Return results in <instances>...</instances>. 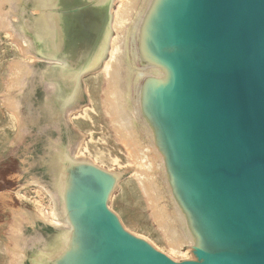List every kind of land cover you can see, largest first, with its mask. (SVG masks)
<instances>
[{
  "label": "water",
  "instance_id": "obj_1",
  "mask_svg": "<svg viewBox=\"0 0 264 264\" xmlns=\"http://www.w3.org/2000/svg\"><path fill=\"white\" fill-rule=\"evenodd\" d=\"M114 6L32 2L27 43L48 62L44 102L65 126L84 75L107 57ZM122 56L126 105L166 175L189 257L126 230L108 206L119 174L61 142L47 186L66 227L43 226L52 238L28 264H264V0H141Z\"/></svg>",
  "mask_w": 264,
  "mask_h": 264
},
{
  "label": "bare ground",
  "instance_id": "obj_2",
  "mask_svg": "<svg viewBox=\"0 0 264 264\" xmlns=\"http://www.w3.org/2000/svg\"><path fill=\"white\" fill-rule=\"evenodd\" d=\"M114 3L115 6L112 9L113 35L110 39L107 57L96 72L82 79L84 97L78 106L72 103L65 112L67 122L76 129L77 134V143L72 150H68V155L74 159H89L96 164L109 167L116 165L129 169L131 173L121 182L119 191L124 195V187L127 185L131 194L136 195L143 207L149 211L143 217L144 219L137 218V223L148 228V231L156 233L162 243V248L155 241L153 244L160 250H165L170 257L188 258V252L182 249L184 240L175 219L167 212L164 204H160V199L163 198L157 190L155 181L156 160L149 146L142 141L134 128V115L126 105L125 69L122 55L126 35L140 12L141 0H114ZM4 23L5 20L0 13V35L4 33V36L10 40L14 49L12 54L18 55L22 61H11L7 66L4 65L5 68L0 69V110L5 109L3 113L7 122L4 124H9L14 129L13 136L5 135L4 139L2 138L0 153L15 146L24 136L25 129L20 116L18 92L24 76L29 73V67L23 62L34 63L39 59L30 52L28 43L23 38L12 34ZM24 157L27 161V154ZM41 181L43 180L31 174L30 181L17 192L20 196L25 194V191L21 192L26 188L34 191L35 195L29 198L35 208V210H30L33 215V227L37 222H41L38 226L58 229L66 227L59 215L55 194L44 181ZM44 197L48 203L43 201ZM113 197L114 194L112 202ZM11 216L12 222L9 225L4 223L8 225L7 242L0 239L1 260H3L1 264H20L24 256L21 243L25 241L22 235V220L25 221V218L22 213L16 212H12Z\"/></svg>",
  "mask_w": 264,
  "mask_h": 264
},
{
  "label": "rangeland",
  "instance_id": "obj_3",
  "mask_svg": "<svg viewBox=\"0 0 264 264\" xmlns=\"http://www.w3.org/2000/svg\"><path fill=\"white\" fill-rule=\"evenodd\" d=\"M32 2L33 0H0V13L5 20L4 24L6 25V28L10 30L12 34L23 38L26 42H28L27 36L34 30L32 15L37 13V11L31 7ZM7 26H9V28ZM0 37V54H2L0 55V69H3L4 65L7 66L9 62H20L21 59L18 55L12 54L14 49L10 44V40L4 36V33H1ZM3 49L6 50L3 51ZM29 50L32 54H35L31 47H29ZM4 58L6 60H3ZM23 64L29 67V73L24 76L21 89L18 92L20 116L25 133L23 138L17 142L15 146L0 153V239L3 240V242H7V227L12 222L11 213H22L25 218V221L22 220V235L24 236L25 241L23 244L21 243V245L22 249L24 248L23 251L25 258H23V261L20 262V264H28L27 257H29L34 250H42L46 247V243L52 238V234H41L42 231L45 230V228L43 229V226H38V223L41 222H37L33 227V215L30 210H35V208L29 198L35 195L33 193L34 191L26 188L21 192L23 193L25 191V194L20 196L17 195V192L22 186L30 181L31 174L42 179L46 185H52L54 182V173L51 171L50 163L55 154V145L64 142L71 147L75 146L77 143V134L76 129L70 123L68 126H65L63 120L59 118V116H55L44 102L49 94V86H47L46 80L43 76V73L47 69L48 62L43 59H37L34 63L23 62ZM123 65L125 67V63H123ZM100 67L101 66L84 75L83 78L96 72ZM3 112H5V109L1 108L0 133L3 134H0V139L5 137V135L13 136L14 134V129L9 124H4L7 122V119ZM135 126L134 128L137 130L142 141L145 144H149V140L146 137V130H143L138 123ZM96 133V135H98V131H96ZM3 139L0 140V144L3 143ZM26 154L28 156L27 161L24 159ZM97 165L108 171L117 172L119 174L117 186L110 196L108 206L109 209L117 215L122 226L134 235L146 239L156 249L168 255L165 250H160L159 247H156L153 244L155 241L158 246H162L156 233L151 230L148 231V228L137 223L136 219L145 217L149 213L148 209L143 207L142 202L136 195L131 194L127 185L124 187V195L119 191L121 182L129 176L131 171L126 167H117L116 165L110 167L99 163ZM155 177L158 187L157 190H159L163 198L160 199V204H164L167 212H169L174 218L177 209L174 204L175 202L169 193L166 175L165 173H160V171H158L155 173ZM113 194L114 197L112 202ZM43 201L48 203L46 197H44ZM116 202L118 203L117 205ZM141 213L142 215H140ZM149 222H151V220ZM4 223L8 225H5ZM152 235L155 238L152 237ZM182 249L186 251L187 247L184 245ZM1 259L2 253L0 251V264L3 262Z\"/></svg>",
  "mask_w": 264,
  "mask_h": 264
}]
</instances>
